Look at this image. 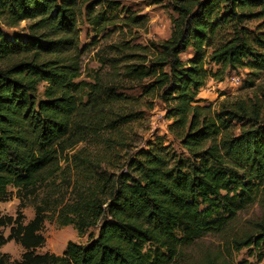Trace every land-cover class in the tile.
I'll list each match as a JSON object with an SVG mask.
<instances>
[{"label": "trees", "instance_id": "obj_1", "mask_svg": "<svg viewBox=\"0 0 264 264\" xmlns=\"http://www.w3.org/2000/svg\"><path fill=\"white\" fill-rule=\"evenodd\" d=\"M102 1L112 0H0L4 25L32 21L26 34L0 27V201L19 199L15 216L0 212V246L23 248L20 260L0 253V264H264L263 104L241 98L215 107L198 97L226 69L264 71V0H175L167 38L109 44L92 80H76L78 20L107 22L94 14ZM252 19L261 22L251 28ZM126 81L157 93L177 147L154 137L125 158L109 150L137 116L119 91ZM81 142L104 150L72 151ZM30 199L25 222L20 208ZM256 203L262 215L241 223L239 212ZM50 216L97 234L67 241L60 254L39 253ZM207 235L221 236V246L184 256ZM243 249L255 261L235 260Z\"/></svg>", "mask_w": 264, "mask_h": 264}, {"label": "rangeland", "instance_id": "obj_2", "mask_svg": "<svg viewBox=\"0 0 264 264\" xmlns=\"http://www.w3.org/2000/svg\"><path fill=\"white\" fill-rule=\"evenodd\" d=\"M174 1H102L101 5L95 6L94 14L104 13L103 15L108 21H100L95 27L88 23L85 16L80 17L78 20L79 46L83 48V54L81 57V74L76 80H92L96 71H100V61L105 56L109 44L127 40L131 43L145 45L167 38L171 30V20L175 16ZM126 16H136L141 23L124 25L123 19ZM126 21L128 22V20ZM31 22L30 20H23L16 26L9 27L4 25L0 19V27L9 35L13 32L26 34L28 33L27 27ZM260 22L261 19H252L248 21V25L254 28ZM102 23L103 25H101ZM190 55V49L180 54L182 59ZM206 67L211 68L213 71L218 69V66L212 63H208ZM108 71V68H104L101 73L106 77L109 74ZM148 81V79L145 80L143 84ZM123 84L119 91L126 95L128 103L132 104V110L137 116L123 126V138L117 141L120 144H116V141L114 143L109 142L113 144V147L109 150H122L120 155L125 158L128 154L126 150H136L144 144L145 140L162 137L165 144L171 142L172 137L167 129L169 120L165 117L164 105L158 98L157 93L155 91L143 92V87L138 82L126 81ZM42 89L43 86L40 85V93ZM198 97L201 98L202 104L211 103L215 107L223 102H231L241 98L259 100L263 104L262 112L264 115V71L259 73L258 77H253L247 68L226 69L222 77L218 76L215 79L209 77L205 85L200 88ZM173 146L177 147V142H173ZM82 147H85V150H91L93 154H96L99 150H104L103 145L81 142L72 151L80 150ZM33 202L34 199H30L24 207L20 208L25 222L33 216ZM18 204L19 199L16 196H12L7 201H0V212L15 216ZM261 215L262 209L256 203L239 212L238 217L239 221L243 223L246 220L258 219ZM97 231V227H90L84 233H78L72 225H61L57 222L55 216H50L44 221L42 227L45 242L36 251L39 253L52 252L60 254L67 241L71 240L85 244L92 236L97 234ZM4 233L7 234L8 230L5 229ZM221 244V236L207 235L197 240L192 247L184 248V256L193 253L195 256L202 257L205 252L217 249ZM22 252L23 248L13 240L0 246V253L7 254L11 261L20 260ZM234 258L235 260L255 261L252 257H249L246 249L234 254ZM180 264H185L183 258Z\"/></svg>", "mask_w": 264, "mask_h": 264}]
</instances>
